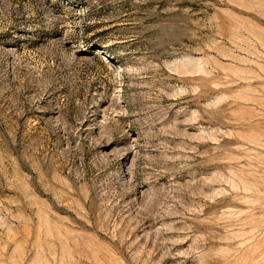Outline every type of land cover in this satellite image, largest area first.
Here are the masks:
<instances>
[{
  "label": "rangeland",
  "instance_id": "rangeland-1",
  "mask_svg": "<svg viewBox=\"0 0 264 264\" xmlns=\"http://www.w3.org/2000/svg\"><path fill=\"white\" fill-rule=\"evenodd\" d=\"M0 264H264V0H0Z\"/></svg>",
  "mask_w": 264,
  "mask_h": 264
}]
</instances>
